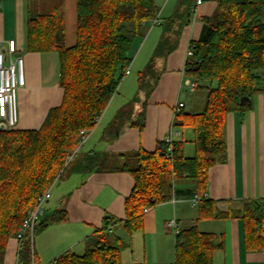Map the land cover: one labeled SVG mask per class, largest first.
<instances>
[{"label": "trees", "instance_id": "trees-1", "mask_svg": "<svg viewBox=\"0 0 264 264\" xmlns=\"http://www.w3.org/2000/svg\"><path fill=\"white\" fill-rule=\"evenodd\" d=\"M183 5L181 1L175 13L162 23V37L153 57L138 74L139 84L146 74L154 72V56H165L176 47L167 35L174 31L178 37L187 22L190 12L184 11ZM158 14L154 0H78L77 41L71 47L65 46L58 14L41 13L27 19L26 49L58 52L64 94L61 104L49 111L39 129L0 131V264L9 239L16 237L38 198L80 152L76 149L81 130L89 132L96 126L132 62L133 41L141 36L146 22L156 20ZM178 20L181 23L175 27ZM190 49L193 55L187 59L186 76L197 87L203 86L206 104L199 113L176 112L173 125L193 130L195 155H185L183 140L167 139L154 151L140 149L117 156L91 151L78 155L71 172L113 170L132 174L135 183L125 201L126 218L115 220L130 234L144 229L145 208H154L173 197L192 198L197 194L199 219L242 218L247 247L263 249L264 202H244L241 208L221 210L204 192L210 167L226 160L227 114L249 109L252 97L264 91V0H218L215 13L204 19L202 36L191 42ZM246 97L250 100L242 103ZM125 107L115 115L108 133L120 125ZM144 120L141 112L134 124L143 128ZM182 179L192 180L195 188L179 189L177 182ZM66 219L64 209L44 214L34 235ZM110 223L111 218H105L106 226L89 238L83 254L68 250L50 264H124L121 251L127 243L109 231ZM175 237V264H213L214 251L223 246L214 233L197 227L179 231ZM19 244V262L32 264L35 256L29 236Z\"/></svg>", "mask_w": 264, "mask_h": 264}, {"label": "crops", "instance_id": "crops-1", "mask_svg": "<svg viewBox=\"0 0 264 264\" xmlns=\"http://www.w3.org/2000/svg\"><path fill=\"white\" fill-rule=\"evenodd\" d=\"M78 0H0V36L16 40L24 58L25 85L17 94L18 122L15 129H39L49 111L61 104L64 90L60 85V58L56 51L34 52L26 49L27 19L41 13H56L62 18L65 46L77 41ZM159 8L160 23L153 25L144 36L133 41V59L129 66L138 73L147 66L159 43L162 23L170 18L179 3L190 12L180 35L174 31L167 38L176 47L158 58L156 77L148 97L134 104L132 111L122 118L117 128L111 129L117 112L133 95L138 78H122L117 92L99 117L96 126L87 133L80 148L81 154L91 151L112 155L134 154L140 149L154 151L161 141L172 137L184 141L187 157L195 155L194 133L189 127H174L175 113L181 110L199 113L206 104V91L192 89L186 76L188 52L192 41H198L204 31V19L211 17L218 0H154ZM146 22V23H148ZM180 20L175 27L180 25ZM147 47L146 48V46ZM146 48V49H145ZM145 50V51H144ZM132 67V68H131ZM127 76V75H126ZM151 85V86H152ZM194 92L189 100L184 92ZM187 94V93H186ZM184 107L175 111L178 103ZM144 112V127L134 124ZM226 160L210 167L208 187L204 196L217 201L221 210L241 208L244 202H264V91L255 94L249 109L229 112L225 121ZM80 154V155H81ZM133 164L135 160L131 161ZM128 171L102 170L80 175L79 181L59 190L58 197L44 214L64 209L67 219L53 223L34 235L33 253L36 264H50L60 254L70 250L83 254L89 238L106 226L112 234L127 243L121 251L124 264H175V233L166 223L175 220L179 231L197 227L214 233L223 246L213 253V264H264V248L249 249L245 242V222L242 218L199 219L197 203L191 198L173 197L149 209L144 216V229L132 234L116 219H125V201L134 187ZM179 189L195 188L192 180H179ZM53 186L51 187V189ZM53 197V190L50 198ZM60 199V200H59ZM20 244L16 237L9 239L3 264H19Z\"/></svg>", "mask_w": 264, "mask_h": 264}, {"label": "built area", "instance_id": "built-area-1", "mask_svg": "<svg viewBox=\"0 0 264 264\" xmlns=\"http://www.w3.org/2000/svg\"><path fill=\"white\" fill-rule=\"evenodd\" d=\"M203 0H197V4H201ZM160 19H156L154 23H160ZM193 55V50L189 49L188 57ZM130 73L129 68L125 69L124 76ZM187 84L192 88H196V82L192 79L187 80ZM25 85L24 75V58L19 53L16 40H4L0 36V122L4 123L7 129H13L18 122V102L17 94L20 88ZM184 107L182 102L178 103L175 107V111H178ZM88 130H81L80 145L76 149L78 152L86 138ZM173 140L169 137L168 141ZM172 147H170L171 151ZM75 154V153H74ZM74 154L67 158V162L70 161ZM170 156V153L167 155ZM51 188L46 190L37 201L36 206L30 210L27 218L24 220L20 227L16 238L18 241L22 240L26 235L29 236L31 241V247L33 248L34 231L37 223L44 215V204L50 198ZM191 201L195 204L198 201V196L195 194ZM149 209L145 208L144 212H148ZM168 229L173 230L175 235L179 233L178 225L175 220L168 221L166 223ZM32 264H36L32 261Z\"/></svg>", "mask_w": 264, "mask_h": 264}, {"label": "rangeland", "instance_id": "rangeland-1", "mask_svg": "<svg viewBox=\"0 0 264 264\" xmlns=\"http://www.w3.org/2000/svg\"><path fill=\"white\" fill-rule=\"evenodd\" d=\"M154 22V20H153ZM153 24L151 22H148L144 25V29H143V33L141 34V36H144L147 34V31L151 28ZM149 47L148 44L146 46V48ZM145 48V49H146ZM145 51V50H144ZM153 57V56H151ZM161 56H154V62H153V71L152 73H149V74H146V76L143 77V80H142V84H139L137 83V85L135 86V89L133 91V95L132 97L130 98V100L125 104L126 107L123 111V116H127L133 109L134 107V104H137V103H140L142 102L144 99H145V96H146V92L147 90L150 88V86L152 85L153 83V80L154 78L156 77V70H157V62H158V58H160ZM150 60V59H149ZM132 68V67H131ZM142 71V70H141ZM138 72L136 71L135 72V69L133 68L132 70V74L131 75H125V77H135V79L138 78ZM124 78V77H123ZM197 91L199 93V91H204V88L203 86H199L197 88ZM187 93V94H186ZM188 95L187 97L189 98V100H194L196 99L198 96L197 94H194V92H184V98L185 96ZM15 128V127H14ZM81 153H78L74 159L70 162V165L69 167L66 169V171L61 175V177L59 179H57L53 185V188L51 189V191L53 190V197L50 199V202H46L44 204V210L46 211L47 209H49L54 204L55 200H56V197H58V192L59 190H63L65 188H68L69 186H71L72 184H75L79 181V178H80V175H83L82 173H78V172H71V167L75 164V159L77 158L78 155H80ZM60 200V199H59ZM36 234H37V231H36ZM19 264H22L21 262H19ZM23 264H26V263H23Z\"/></svg>", "mask_w": 264, "mask_h": 264}, {"label": "water", "instance_id": "water-1", "mask_svg": "<svg viewBox=\"0 0 264 264\" xmlns=\"http://www.w3.org/2000/svg\"><path fill=\"white\" fill-rule=\"evenodd\" d=\"M250 99L249 98H243L242 100H241V102L242 103H245V102H247V101H249ZM5 130H7V127H6V125L4 124V123H2V122H0V131H5Z\"/></svg>", "mask_w": 264, "mask_h": 264}]
</instances>
